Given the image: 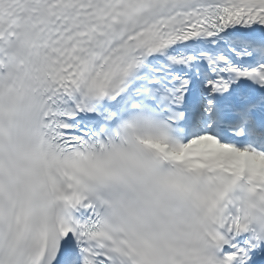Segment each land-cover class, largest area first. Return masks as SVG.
<instances>
[{"label":"snow or ice","instance_id":"snow-or-ice-1","mask_svg":"<svg viewBox=\"0 0 264 264\" xmlns=\"http://www.w3.org/2000/svg\"><path fill=\"white\" fill-rule=\"evenodd\" d=\"M0 264H264V0H0Z\"/></svg>","mask_w":264,"mask_h":264}]
</instances>
